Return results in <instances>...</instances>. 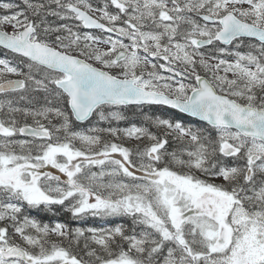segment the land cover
I'll list each match as a JSON object with an SVG mask.
<instances>
[{
  "label": "snow or ice",
  "instance_id": "1",
  "mask_svg": "<svg viewBox=\"0 0 264 264\" xmlns=\"http://www.w3.org/2000/svg\"><path fill=\"white\" fill-rule=\"evenodd\" d=\"M0 264H264V0H0Z\"/></svg>",
  "mask_w": 264,
  "mask_h": 264
},
{
  "label": "trees",
  "instance_id": "2",
  "mask_svg": "<svg viewBox=\"0 0 264 264\" xmlns=\"http://www.w3.org/2000/svg\"><path fill=\"white\" fill-rule=\"evenodd\" d=\"M185 119H187V118L185 117ZM57 208H58V206L54 208L52 213L47 212L48 217H47L46 212H35L34 211L31 214L35 218H37L38 220H41L42 222H45V221H49L50 223H54L56 221L67 222L68 220L71 219V217L68 214H66L65 212H63L62 210H59ZM89 219H92V218H89ZM93 219H96V218H93ZM100 221H103V220L98 219L96 224H98ZM108 221L111 223H114V224L121 223V222L127 223V221H121L120 218H110ZM96 224L87 220L84 224H82V225L78 224V225L83 226V227L86 225H89L91 227H95V226L98 227ZM75 225H76V223L73 224L74 227H75Z\"/></svg>",
  "mask_w": 264,
  "mask_h": 264
},
{
  "label": "rangeland",
  "instance_id": "3",
  "mask_svg": "<svg viewBox=\"0 0 264 264\" xmlns=\"http://www.w3.org/2000/svg\"><path fill=\"white\" fill-rule=\"evenodd\" d=\"M125 126H127V125H125L124 123H121V124H120V127H125ZM49 170L56 171V170H54V169H49ZM109 225H115V224H114V223H111V222H109V221H107V222H105V221H100V222L97 224L98 227H106V226H109Z\"/></svg>",
  "mask_w": 264,
  "mask_h": 264
}]
</instances>
